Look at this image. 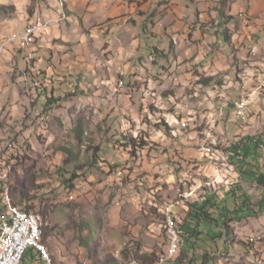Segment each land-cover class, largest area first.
Masks as SVG:
<instances>
[{
  "label": "rangeland",
  "instance_id": "obj_1",
  "mask_svg": "<svg viewBox=\"0 0 264 264\" xmlns=\"http://www.w3.org/2000/svg\"><path fill=\"white\" fill-rule=\"evenodd\" d=\"M25 1L0 0V59L9 67L0 72V87L8 78L12 83L2 87L7 94L0 103V142L16 144V134L28 132L16 157L11 145L0 144V160L13 162L15 205L30 210L26 204L45 216L44 245L52 263L129 264L128 258L153 263L168 241L163 208L178 202L174 213L182 249L163 264H241L239 255L228 254L224 247L237 244L247 251L254 241L236 234L229 225L233 219L222 224L213 209H231L241 192L235 190L241 178L236 182L227 166L230 144L243 131L256 136L264 132V91L255 93L264 80V24L257 28L249 14L221 19L219 13L218 22L203 30V38L210 33L211 39L200 41V52L188 53L183 28L177 27L176 39L160 28L157 37L149 38L153 43H139L142 49L124 58L117 39L127 43L139 30L144 35L158 32L154 17L162 5L149 13L135 0ZM25 27L34 28L30 39L14 41ZM247 30L258 44L255 53L245 49L243 39L239 43L240 32ZM221 33L228 35L231 48L217 41L223 42ZM13 42L18 44L15 55L1 56ZM242 50L248 53L239 55ZM120 59L130 62L127 73L122 64L111 70ZM29 67L34 79L25 75ZM111 75L118 89L127 83L124 91H117L123 103L113 109L106 103L114 100L112 92L95 99L96 90H86ZM207 78L211 80L206 84L202 80ZM38 81L48 86L46 100ZM26 93H41L42 98ZM20 95L31 110L36 108L38 128L34 115L7 121V106ZM241 95L250 96V116L244 123L234 116L233 102ZM162 121L167 132L158 128ZM43 130L46 135L40 134ZM253 193L252 215L258 217L264 207H257L261 196ZM207 196L212 202L205 209L219 220L192 222L201 233L188 234L183 227L190 205L201 204ZM260 242L264 247V237Z\"/></svg>",
  "mask_w": 264,
  "mask_h": 264
},
{
  "label": "crops",
  "instance_id": "obj_2",
  "mask_svg": "<svg viewBox=\"0 0 264 264\" xmlns=\"http://www.w3.org/2000/svg\"><path fill=\"white\" fill-rule=\"evenodd\" d=\"M135 1L136 2L140 1V4L137 3V5H141L142 8H144V10H148L149 13H152L153 9L157 5L158 6L162 5V7L160 8L161 10H157L159 12V14H157L154 17L156 20V23H157L156 26H157L159 31L154 32L153 35H151V34L144 35L145 33L141 32L140 30L136 34H134V31H133V34L135 35L134 38H132L133 41L130 42L127 40V43L126 42L123 43L121 37L118 38L117 39L119 41V42H117L119 44L118 48L121 49L122 56L124 58H128V57L132 58V56L135 54V52L137 53V52H139L140 49H142V47L148 46L150 43H153V41H150L149 38L150 37L151 38L157 37L156 33L160 32V30H161L160 28H162V31H167L172 36V37L171 36L170 37L173 39H176L175 35H178L177 30H176L177 27H178V29L183 28L182 30L186 31V33H184L181 37H183L184 42L188 41L187 43H188L189 47H186V49L187 50L191 49V51H192L191 52L190 50H188L189 52L188 51L187 52L190 54L200 52L202 49V43H200V41L204 40L205 42H207V41H210V39H211L210 33H209V35L207 33V35H205L206 38H203V30L208 29L210 26H212L211 23L218 22L219 13H222L221 19L225 16L227 17V19H232L233 17H231V15H236V14H240V13H243L244 15L249 14L251 16V19H253L255 25H257V28H261L260 26L264 24V0H243L245 2L244 5L241 4V0H227L225 2H222L221 0H135ZM21 3L23 5H25L27 3V1L22 0ZM124 5L126 6L127 3H125ZM137 5H135V6H137ZM133 9H134V7H132V10ZM133 24H135V23H133ZM166 24H167V26H166ZM201 26L204 29H202ZM191 27H192V30H191ZM212 32H213V30H212ZM238 32H240V31H238ZM191 33L193 35L190 38ZM240 34H241V36H240V42L239 43L241 44L242 39H243L244 45H246L245 49L249 50L251 48L253 53H255V51L253 49L255 47L258 48V44L255 41V39H251V36H250V33L248 32V30L247 31H241ZM262 34L264 35V30L262 31ZM235 38H237V35H235ZM190 39H192V41ZM217 41H219L222 44V46L224 45L223 48H231L230 45L227 46L228 42H225L223 40V42H224L223 43L219 39H217ZM0 42H2V40H0ZM139 43H140V45H142V47L140 49H139ZM16 45H18V44L14 43V42L6 45V47L4 48L3 55H1V56L5 55L4 57L10 58L11 55H15V53L13 52V49H14V47H17ZM247 50H242L241 52H238V54L242 55L245 53V51H246V53H248ZM121 61H122L121 59L118 61L115 60V62L113 63V65L111 67V70L113 71L115 67L122 64L124 66V69H126V73H127V71H130V68L132 67L131 64H129L130 62L123 63ZM124 62H125V60H124ZM4 69L9 70V67L7 65L5 66L0 59V72L6 73V72H4ZM5 76L7 77V75H5ZM113 77L114 76L111 75V77L100 78L101 79V81H99L100 83H98V84L96 83V85H94L93 87H89V85H87L86 90L87 89L93 90V91L96 90L97 94L95 92V95H92L95 99H96V96L97 97L98 96H104V95L106 96L107 94H110L116 86L117 81L115 82ZM7 80H8L7 84L3 83V86L0 87V95L2 96V98L0 99V103H2V104H4V102H5L4 100L6 99V94H7L6 93L7 89H2V87L6 86V88H8L7 87L8 84H12L11 82H9V78ZM262 80H263V78H261V80L258 82V84L256 86L255 93L257 92L258 95L264 91V88L261 90H258V86L261 84ZM15 87H17L16 84H15ZM125 88H127V83L124 86V88L122 90L121 89L120 90L124 91ZM103 91H105V94H103ZM49 96H50V94H49ZM242 96L243 95H241L240 97H242ZM246 98H249V100H250L249 95H246ZM15 99H18V100L17 101L15 100V102L14 101L9 102V104L7 106L6 110H7L8 115L5 116V114H4V116L7 117L8 122H12L13 118L24 117V116L27 117L26 114L28 115V117L29 116L32 117L35 114L36 108L31 110L30 105L27 103V98H25L23 95H20L19 97L15 98ZM123 100H124L123 95H117V97L114 98V100H112V101L110 100L106 103L108 104V106H109V104H111L112 109H113V108H117L118 106H120L123 103ZM18 101H19L20 105H17L16 102H18ZM42 102H43V99H42ZM42 102L40 103V105H38L41 108H42V106H41ZM49 106L50 105H48V107ZM106 106L107 105H105L103 107L105 108ZM23 112H24V114H22ZM48 113H50V111H48L46 114H48ZM114 113L116 114V111H114ZM33 117H35V115ZM9 118L10 119L12 118V119L10 120ZM17 129H18V127H17ZM48 131H50V130H47V132ZM45 133H46V130L40 131L41 135H44ZM238 134H240V130H238L236 132V137ZM259 135L260 136H256V135H253L251 133L248 134V132L243 131L241 136L239 138H234L235 139L234 142H232L230 145L231 146L240 145L242 147L241 153L244 154V159L242 161V164L244 166L245 165L248 166L249 170L255 169L258 172H264V132H261ZM247 138H250L253 141V143H251L250 141L246 142ZM231 173L233 174L232 171H231ZM249 180L251 182H249ZM238 186H240L239 190H241V192L238 193V195L236 194L235 199L237 201L234 202V205L232 206V208L229 210H228V208L227 209L215 208V209H213V211L216 212L217 216L220 213L226 214V212H224L226 210L231 212V214L229 213V215H227V214L226 215H227V218L235 217V219L233 218V220L229 222V225L235 228L236 234L241 235L242 237H244V239H246L248 241H254V244L249 243L250 249L248 248V250H247L248 252L245 251V249H243L240 245H237V244H234V246H232V247L231 246H229L227 248L224 247L225 250H227L226 252L228 254L234 253V254L239 255L238 258L241 260V264H255L254 263V260H255L254 255L255 254L258 255L260 250H262L264 248L260 242L262 237H264V213H262L261 215H259L260 213H257L258 217H253L252 214H253V212H255V210L251 206L250 195H251V192L252 193L254 192L253 194L261 196V199L258 200L257 207L262 208V207H264V198H262V196H264V189L261 186L257 185V183L252 181L250 178H248V181L243 180L242 184H240ZM215 197L221 198L222 195L219 193H215ZM227 198H230L229 194L227 195ZM238 220H240V221H238ZM44 248H45V246H44ZM222 248H223V246H222ZM181 249H182V247H181ZM39 252H38V250L34 249L33 247L32 248L30 247L26 251V253L22 259L21 264H25L26 261L29 264H44V262H45L44 259H46V257H45V255L39 254ZM46 253H47V251H46ZM261 256L264 258V256L262 254H261ZM48 257H49V255H48ZM49 259H50V257H49ZM50 261H51V259H50ZM137 263L139 264V262H137Z\"/></svg>",
  "mask_w": 264,
  "mask_h": 264
},
{
  "label": "built area",
  "instance_id": "obj_3",
  "mask_svg": "<svg viewBox=\"0 0 264 264\" xmlns=\"http://www.w3.org/2000/svg\"><path fill=\"white\" fill-rule=\"evenodd\" d=\"M26 39H30V33H27V27L24 28L20 37H14V41H26ZM36 41V40H35ZM118 89V81L112 94H114L115 98L117 97ZM27 95L39 94V99H41V93H26ZM264 99L262 100V102ZM37 102V101H34ZM234 103V116L238 119H244V113L247 109H249V103L240 104L236 100ZM35 123V117H34ZM37 126V124H36ZM38 128V127H37ZM27 133V134H25ZM28 139V132L26 130L21 131L20 134H16V144H8V141L0 142V144H8L11 145V150L13 153V157H16L17 150H22L23 144L26 143ZM222 141L229 144L226 138H223ZM230 152V151H228ZM231 153V152H230ZM6 161H4L5 165ZM1 171L0 170V198H4L3 191L1 190ZM232 174V173H231ZM236 174H234V177ZM73 198V195L72 197ZM204 199V198H201ZM179 205L178 203L169 204V209L167 211L168 215V223L165 226H174V233H167L168 241L166 248L162 254H160V261H172L178 255L181 250L182 245V236L181 234L176 233V226L178 225V217L174 213V208ZM0 213L4 214V218H7L6 209H2L0 206ZM5 242H13V250L10 255L2 254V247L5 246ZM29 244H33V233L31 232L30 218H19V219H8L7 225H0V264H17L18 262H22V258L24 257L26 251L29 249ZM166 249H173V258H166ZM254 259L257 264H263L259 255H254Z\"/></svg>",
  "mask_w": 264,
  "mask_h": 264
},
{
  "label": "bare ground",
  "instance_id": "obj_4",
  "mask_svg": "<svg viewBox=\"0 0 264 264\" xmlns=\"http://www.w3.org/2000/svg\"><path fill=\"white\" fill-rule=\"evenodd\" d=\"M33 29L34 28H28L27 33L31 34L33 32ZM25 77L26 78H24V80H25V82H27V76H25ZM32 83H34V82H32ZM32 83H31V85H32ZM36 83L38 84V86L42 85L41 81H38ZM263 88H264V80L261 81V84L258 86V90H261ZM236 101L240 104L250 103L249 98H246L244 96L239 97L238 99H236ZM249 114H250V109H247L246 112L244 113V119H241L239 121H241L243 123L247 122V120L249 119V116H250ZM36 124H37V126H36ZM38 124H39L38 122L35 123L34 128L38 127ZM226 156L228 159V157L230 155L227 154ZM4 161H6L5 165H4ZM227 166L232 169L231 171L233 172V174H236V176H235L236 182L240 181L239 180L240 175L238 174V172L235 171L234 168L231 165H229V163L227 164ZM0 170H3V171H1V178L3 180V181H1V190L3 191V196H4V198H0L1 208L6 209V215H7L8 219L30 218L31 232L33 233V244H29V248L33 247L36 250L40 251L42 255H45L48 264H52V262L50 261L48 255L46 253L44 246L39 241L40 236H41V227L43 225L42 218L38 214H36L34 211H28L26 209H23V208L16 206L14 203V200L12 198V194H11L12 191L10 189V177H11V174L13 171L12 160L7 159V158H3L2 160H0ZM176 203H178V202H176ZM168 209H169V204L168 205L166 204L165 207L163 208V211H162L164 214V218H165V224L168 223V215L166 214ZM7 218H4V214L0 213V225H7ZM165 229H166L167 233H174V226H165ZM176 233L181 234V229H180L179 225L176 226ZM12 250H13V242H5V246L2 247V254L3 255H10ZM258 255L260 256V258L264 264V258L261 256L260 253ZM166 258H173V249H166ZM163 263H164V261H160V257H158L151 264H163ZM17 264H21V262H18ZM129 264H138V263L136 260H131L129 262ZM255 264H257L256 260H255Z\"/></svg>",
  "mask_w": 264,
  "mask_h": 264
},
{
  "label": "trees",
  "instance_id": "obj_5",
  "mask_svg": "<svg viewBox=\"0 0 264 264\" xmlns=\"http://www.w3.org/2000/svg\"><path fill=\"white\" fill-rule=\"evenodd\" d=\"M2 9L3 8L0 7V10H2ZM221 35L224 38V41L227 42L228 41V35L225 34V33H221ZM26 70H27V72L25 73V75H28V76H30V78L34 79L33 77H31L32 76L31 75L32 70L30 69V67L27 68ZM36 79H38V78H36ZM57 79L60 80L61 78H57ZM210 80H211L210 78H207L206 80H202V81L206 82V84H207ZM41 84H42V81H41ZM47 87L48 86L45 87L44 83L41 86H38L39 90H41V91L43 90L42 93H43V95H45V100H46V97H47L46 94H45V88H47ZM35 119H36V117H35ZM46 123H47V121H46ZM158 128H160L161 130H163L165 132H167L169 130L167 124H165L163 121L161 122V124L158 125ZM249 141L251 143H253V141L250 138H247L246 142H249ZM132 145L133 144L131 143V146ZM229 151L231 152V157L230 156L228 157V159L230 160L229 165H231L234 168V170L236 169L235 171H237L238 174L240 175L241 181H243V180L248 181V178H250L252 181L256 182L257 185L261 186L264 189V172H258L255 169H250L249 170L248 166H246V165H245V168L242 169V167L244 166L242 164V161L244 159V154L241 153L242 152V147L240 145L230 146V150ZM239 189L240 188L238 187L235 190H239ZM211 202H212L211 196L210 197L207 196V197H205V201L202 202L201 204L194 203V204L190 205L189 212H188V217L185 220V225L183 227L188 232V234H192V233L199 234V233H201L199 230H197V226H196L197 222H199V221H202V222H205V223H208V224H210L211 222H215V224H216V222H218L219 219L217 217L216 218L213 217L212 214L207 212L206 209H205V206H208L209 204H211ZM25 206L28 209H30V210H35V209L31 208L30 206H28L26 204H25ZM30 210H28V211H30ZM38 213H40V215L43 218L42 219L43 225L41 227V236H40L39 241H40L41 244L44 245L45 244L44 243V235H45V228H46L47 222H46L45 216L40 211H38ZM220 218H221L220 221L222 222V224H225V222L227 220L233 219L234 217L227 218V215L225 213H220ZM192 222H196V224H193ZM45 248H46V246H45ZM46 250H47V248H46ZM260 253L263 254V252H260ZM39 254H41V253L39 252ZM255 255H257V254H255ZM263 256H264V254H263ZM131 259H134V258H128V262Z\"/></svg>",
  "mask_w": 264,
  "mask_h": 264
}]
</instances>
